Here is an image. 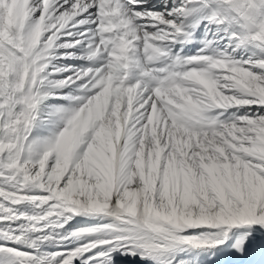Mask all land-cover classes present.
Returning a JSON list of instances; mask_svg holds the SVG:
<instances>
[{
  "label": "snow or ice",
  "instance_id": "snow-or-ice-1",
  "mask_svg": "<svg viewBox=\"0 0 264 264\" xmlns=\"http://www.w3.org/2000/svg\"><path fill=\"white\" fill-rule=\"evenodd\" d=\"M0 264H264V0H0Z\"/></svg>",
  "mask_w": 264,
  "mask_h": 264
}]
</instances>
